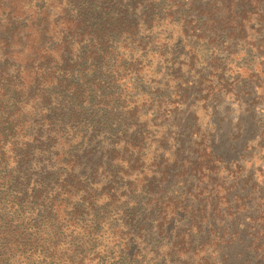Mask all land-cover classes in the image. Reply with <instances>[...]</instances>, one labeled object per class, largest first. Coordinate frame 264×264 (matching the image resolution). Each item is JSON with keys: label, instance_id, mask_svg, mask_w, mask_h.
Here are the masks:
<instances>
[{"label": "trees", "instance_id": "1", "mask_svg": "<svg viewBox=\"0 0 264 264\" xmlns=\"http://www.w3.org/2000/svg\"><path fill=\"white\" fill-rule=\"evenodd\" d=\"M0 264H264V0H0Z\"/></svg>", "mask_w": 264, "mask_h": 264}]
</instances>
